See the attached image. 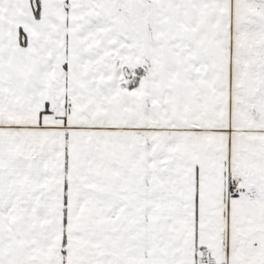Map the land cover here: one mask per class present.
Listing matches in <instances>:
<instances>
[{
  "label": "snow or ice",
  "instance_id": "snow-or-ice-1",
  "mask_svg": "<svg viewBox=\"0 0 264 264\" xmlns=\"http://www.w3.org/2000/svg\"><path fill=\"white\" fill-rule=\"evenodd\" d=\"M0 264H264V0H0Z\"/></svg>",
  "mask_w": 264,
  "mask_h": 264
}]
</instances>
